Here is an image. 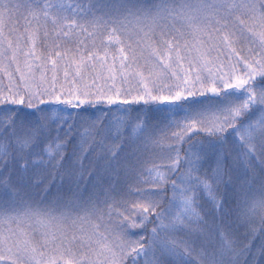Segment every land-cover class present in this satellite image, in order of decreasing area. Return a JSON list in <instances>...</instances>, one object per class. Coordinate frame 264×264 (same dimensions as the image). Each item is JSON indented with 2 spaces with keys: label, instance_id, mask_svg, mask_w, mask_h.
Here are the masks:
<instances>
[{
  "label": "snow or ice",
  "instance_id": "1",
  "mask_svg": "<svg viewBox=\"0 0 264 264\" xmlns=\"http://www.w3.org/2000/svg\"><path fill=\"white\" fill-rule=\"evenodd\" d=\"M0 264H264V0H0Z\"/></svg>",
  "mask_w": 264,
  "mask_h": 264
},
{
  "label": "trees",
  "instance_id": "2",
  "mask_svg": "<svg viewBox=\"0 0 264 264\" xmlns=\"http://www.w3.org/2000/svg\"><path fill=\"white\" fill-rule=\"evenodd\" d=\"M150 118L152 119L153 123H155V121L157 119V114H155V113L150 114Z\"/></svg>",
  "mask_w": 264,
  "mask_h": 264
}]
</instances>
